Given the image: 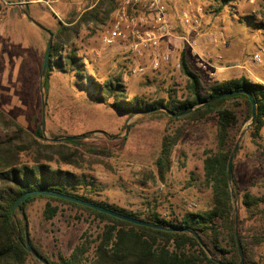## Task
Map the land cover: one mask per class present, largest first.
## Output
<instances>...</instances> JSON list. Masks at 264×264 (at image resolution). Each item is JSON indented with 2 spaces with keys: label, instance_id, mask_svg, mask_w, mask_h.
Listing matches in <instances>:
<instances>
[{
  "label": "rangeland",
  "instance_id": "1",
  "mask_svg": "<svg viewBox=\"0 0 264 264\" xmlns=\"http://www.w3.org/2000/svg\"><path fill=\"white\" fill-rule=\"evenodd\" d=\"M85 3L86 0H60L58 10L55 9L59 18L49 10L42 11L37 6L36 9L49 14L57 23L68 21L69 15L75 9L81 11ZM220 4L219 0H193L190 9L198 10L203 22L198 47L191 49L179 42L167 45L170 48L178 45L179 48L170 53L173 56L171 62L163 63L157 69L151 67L148 56L134 59L122 48L105 46L102 35L107 25L95 33L91 32L92 28H83L75 46L89 76L100 83L122 77L130 99L137 97L149 102L187 99L189 81L182 71V56H185L190 70L200 76L205 92L216 80L264 76V0H231L223 8ZM171 5L189 9L186 0H171ZM2 8L0 0V10ZM174 13L176 17V10ZM136 14L148 19L144 10ZM1 17L2 14L0 23H3ZM6 54L3 49L0 57V110L8 118L34 134L39 126L42 129L44 113L43 144H62L51 139L77 137L87 144L88 149L90 146L106 147L111 152L110 155H93L86 147L66 144V151L79 150L82 157L78 158L80 168L63 165V170L83 176L95 186L93 193L89 192L91 186H82L80 193L133 212L146 213L157 206V211L169 219L180 217L185 210L197 212L211 207L212 190L203 186V161L206 151L218 150L216 119L189 123L172 121L165 116L143 117L146 114L141 113L129 116L111 105L113 99L106 103L97 102L91 90H82L72 74L58 69L52 71L46 90L41 78L42 54L38 55L37 66H34L31 53H20L13 62ZM255 55L261 57L258 64L253 61ZM203 60L215 67L210 68L216 73L214 77L208 70L199 68L198 63ZM16 64L19 71L12 75ZM137 65L143 66L145 71L134 74L132 70ZM229 65L245 68L228 69ZM5 71L7 76H3ZM242 114L240 112V126L233 132L235 143L232 146L233 154L242 137L233 160L231 183L237 231L239 214L247 221L246 225L253 226L241 204L244 191L264 195V130L260 138L254 139L250 135L251 121L244 124ZM182 128L183 134L173 149L171 171L162 181L155 162L163 137ZM6 132L0 123V140L5 138ZM24 159L29 161V158ZM45 204V200H37L29 206L28 233L30 239L50 256L57 252L69 256L84 235L96 236L102 228V224L95 222L88 213L65 206L54 219L47 221L43 217ZM260 255L264 261V247L260 249Z\"/></svg>",
  "mask_w": 264,
  "mask_h": 264
},
{
  "label": "trees",
  "instance_id": "2",
  "mask_svg": "<svg viewBox=\"0 0 264 264\" xmlns=\"http://www.w3.org/2000/svg\"><path fill=\"white\" fill-rule=\"evenodd\" d=\"M14 0L13 2H17ZM221 8L231 0H219ZM120 0H99L95 5L85 3L82 11H73L68 21H58L56 29L49 30L53 37L49 66L44 80L48 90L50 75L54 69L72 74L76 85L84 91L91 90L99 103L109 102L121 113L146 114L143 117L165 116L172 121L199 123L212 118L217 121L218 150L206 151L203 161V186L212 190V205L204 211L185 210L180 217L169 219L157 211V206L146 213L133 212L107 201L93 199L89 194L80 193L81 187L95 186L83 176L63 170L62 166L80 168L79 150L66 151V144L86 147V143L75 140L62 144H43L42 129L34 134L0 110V123L6 128L5 138L0 140V264H42L27 251V236L31 247L49 264H240L241 259L236 239V219L233 194L228 176V163L235 143L234 130L241 123L252 119V103L247 95H235L215 102H208L222 94L245 90L256 103V119L250 135L260 138L264 130V84L253 82L246 77L216 80L205 92L200 76L193 73L181 58L183 73L189 81V97L184 101L171 99L145 101L128 96L122 77H114L100 83L87 74L86 65L75 43L83 28L92 33L106 27L119 9ZM94 5V6H93ZM30 5L27 7L29 8ZM43 10H48L42 7ZM46 50L43 54V59ZM43 63L41 64V70ZM163 108L180 115L169 117L164 111L151 112ZM183 134V128L163 137L161 150L155 162L157 174L164 181L172 168V154ZM93 155H110L106 148L90 146ZM29 158V161L24 158ZM32 191H54L70 195L106 207L135 219L148 221L165 228H184L188 232H169L147 228L122 221L96 210L69 201L46 196H33L14 210L16 202ZM37 200H45L43 217L50 221L62 207L78 209L88 213L95 222L102 224L96 236L84 235L69 256L57 252L52 256L38 247L28 233L29 206ZM241 204L247 213L248 222L239 214L238 235L244 252V264H264L260 249L264 247V195H256L245 190ZM196 233L201 245L195 238ZM206 249H204V247ZM32 262V263H31Z\"/></svg>",
  "mask_w": 264,
  "mask_h": 264
},
{
  "label": "built area",
  "instance_id": "3",
  "mask_svg": "<svg viewBox=\"0 0 264 264\" xmlns=\"http://www.w3.org/2000/svg\"><path fill=\"white\" fill-rule=\"evenodd\" d=\"M2 4L18 9H27L29 5L37 4L48 9L59 18L54 5L59 0H24L17 2H5ZM99 0H86L94 5ZM119 9L113 15L102 35V42L108 47L122 48L126 53L137 59V57L148 56L151 67L159 68L163 63L171 62L173 56L171 52L177 51L176 45L170 48L167 45L179 42L188 48L198 47L202 35V18L198 10H191L193 0H186L189 9L171 5V0H120ZM93 5V6H94ZM139 10H144L148 19L137 15ZM176 10V17H175ZM2 25H0V35ZM153 53V54H152ZM253 61L257 64L261 62V57L255 55ZM198 66L201 70L207 71L211 76H215V71L210 68L215 67L206 62L200 61ZM180 67V63L178 64ZM239 65H229L228 69L239 68ZM145 68L137 65L132 72L134 74L143 73Z\"/></svg>",
  "mask_w": 264,
  "mask_h": 264
},
{
  "label": "crops",
  "instance_id": "4",
  "mask_svg": "<svg viewBox=\"0 0 264 264\" xmlns=\"http://www.w3.org/2000/svg\"><path fill=\"white\" fill-rule=\"evenodd\" d=\"M4 1L12 3L14 0ZM57 4L54 5L56 10H58ZM36 6L40 7L43 11L41 5H30V7L26 9V12L31 18L29 19L25 15L24 10L3 5V8L0 10V15L2 14L1 20L3 22L0 23V25H2L0 35V57L3 49H6L7 59L12 62L15 61L16 56L22 52L25 54L31 53L33 55L32 60L34 66L38 65L37 60L40 59L38 55L44 54L51 36L48 31L55 30L57 27L55 19L50 17L49 14L45 15L43 12L38 11ZM80 10L82 11L81 8ZM239 68L242 69L245 67L240 66ZM12 69V75L19 71L17 64ZM3 74V76H7L8 72L6 73L5 71ZM245 77L250 80L254 79V82L264 84V76H261V74L254 78H251L249 75H245Z\"/></svg>",
  "mask_w": 264,
  "mask_h": 264
},
{
  "label": "water",
  "instance_id": "5",
  "mask_svg": "<svg viewBox=\"0 0 264 264\" xmlns=\"http://www.w3.org/2000/svg\"><path fill=\"white\" fill-rule=\"evenodd\" d=\"M20 1H24V0H20ZM24 13L27 16V18L31 19L29 17V15L27 14L26 10H24ZM52 43H53V38H52V36H50V39H49L48 44H47V49H46L44 62H43V67H42V73H41V78L43 79V81L46 78V74H47V70H48V66H49L50 52H51V48H52ZM240 94L247 95L250 98V101L252 103V119H251V122H250V125H249V127H252V125H253V123H254V121L256 119V103H255L253 97L247 91H245V90L232 91V92H229V93H226V94H222V95H220V96H218V97H216V98H214V99H212V100H210L208 102H215V101H218V100H221V99H224V98H228V97H232V96L240 95ZM194 109L195 108H192L188 112H185V113L180 114V115L174 114V113H172V112H170L168 110H165L163 108H157L156 110L150 111V113L151 112H157V111H165L171 117H178V116H182L184 114H187L189 112H192ZM44 127H45V116H44V113H43V119H42V131H43V133L45 132V128ZM127 128H129V126ZM78 139L79 138H77V137H66V138L51 139V141L54 142V143H63V142H72V141H75V140H78ZM241 139H242V137L237 142V144H236V146L234 148L233 154L230 157L229 163H228V176H229V180H230V185L232 183V177H233V160H234V156L237 153V150L239 148V144H240ZM33 196L54 197V198H57V199H61V200L69 201V202H72V203H76L78 205H81V206L96 210L98 212L107 214L109 216H112L114 218L120 219L122 221H126V222H129V223H132L134 225H139V226H143V227H147V228H153V229H157V230H166V231H169V232H188V230L184 229V228H177V227L165 228L163 226H160V225L148 222V221L135 219L133 217L118 213L116 211H113L111 209H108L106 207H103V206H100V205H97V204H94V203H91L89 201H85V200H82V199H79V198H76V197H73V196H70V195H65V194H61V193H58V192H54V191H32V192L26 193L25 195H23L16 202L14 210L19 209V207H20L22 202H24L26 199H28L30 197H33ZM236 225H237V218H236ZM194 236H195L196 239H198L199 243L201 245H203L201 239L199 238V236L196 233H194ZM236 239H237L238 251H239V255H240V259H241L240 264H244V252H243L240 240H239L237 228H236ZM25 245H26L27 251L30 254H32L39 262H41L42 264H49L45 259H43L31 247V245L29 243L28 236H27V241H26ZM203 247H204V249H206L205 246H203ZM217 263L218 264H224V263H222L220 261H217Z\"/></svg>",
  "mask_w": 264,
  "mask_h": 264
}]
</instances>
